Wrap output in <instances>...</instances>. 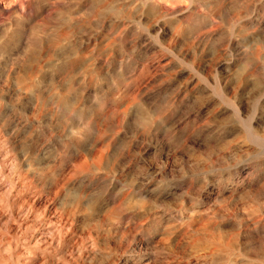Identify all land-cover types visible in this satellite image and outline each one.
<instances>
[{
    "label": "rangeland",
    "instance_id": "obj_1",
    "mask_svg": "<svg viewBox=\"0 0 264 264\" xmlns=\"http://www.w3.org/2000/svg\"><path fill=\"white\" fill-rule=\"evenodd\" d=\"M261 8L238 16L232 45L166 34L178 47L165 51L100 16L79 34L76 71L55 67L65 48L32 68L0 55V264H264Z\"/></svg>",
    "mask_w": 264,
    "mask_h": 264
},
{
    "label": "bare ground",
    "instance_id": "obj_2",
    "mask_svg": "<svg viewBox=\"0 0 264 264\" xmlns=\"http://www.w3.org/2000/svg\"><path fill=\"white\" fill-rule=\"evenodd\" d=\"M229 1L231 0H0V55L5 54L8 50L11 51L12 49H14V51L19 52L22 55L21 59L24 65V63L28 64V62L32 60L38 63L43 56L48 54L51 56L57 49L65 48V50H63L64 52L66 51L68 54L67 60H62L63 62H61L60 64L54 65L55 67L58 66L57 68H59L60 70L72 72L78 67L81 60L85 58V56L82 54L79 34L81 36V33L85 31L86 22H90L91 20L94 21L96 17L100 16H103L105 20L104 22L107 21L106 19L110 18H113L116 22H118V25H115V28L117 29V35L119 37L126 36L129 32H131V30H133H130V28L133 27L135 28L134 30L137 31L139 39L140 37L143 38L145 36H150L151 39H153L154 43L157 44L160 48L163 47L162 40L166 34L172 36L171 38H173V43L181 40L183 42H186L187 45L193 47L198 46L202 43H207L208 41L210 43V40L212 42L213 40L211 39V37L215 32H217L218 34H226L228 45H232L235 43L236 37L238 38L236 34H240L242 33V31H244L236 28L237 24H235V22L238 19V16L242 13H244L245 15L247 14L248 16H251V14H257V11L261 7L259 8V5L257 3L259 2V0H234L231 1L233 2L232 11L229 13L228 16H226L224 12H226L225 10L230 4ZM87 5L91 6V10L89 12H85L87 10H84ZM242 17L244 16H241V18ZM240 20H238V22H241ZM262 24L263 23H261V25ZM119 25L121 27L118 29ZM152 30L156 31L154 35L152 34ZM250 31L251 30H249V32ZM258 38L260 37L258 36ZM171 40H169L170 43H172ZM170 43L168 42V45ZM173 43L170 44L169 47H176L177 44L174 45ZM165 44H167V40ZM150 45L152 46L153 44ZM137 47H139V45ZM169 47H163L164 49L162 48V50L171 49ZM249 49L250 48L247 47V50ZM261 49H263V47ZM262 51L260 49L251 51L252 56L248 60L253 61L251 64H254L256 62L254 66H251V64H249L251 66H249V69H251V71L249 70L251 75L257 74V72L254 71L258 70L257 63L258 59L263 56ZM186 54L187 53H185V55ZM175 56L179 57V55L176 54ZM245 63L249 62L247 61ZM148 64L142 65L141 71L145 70L149 73L151 71V68L153 69V67ZM31 65L28 64V67H31ZM262 66L264 67V56L262 60ZM25 82L26 81H24L22 77H16L17 86L20 85L21 87L26 88L27 86L25 85ZM223 93H221L222 98L226 100L225 95ZM61 101L64 100H62L61 98H57L56 103L60 104ZM227 101L231 102V99L227 98ZM231 105L234 106L235 113L240 115V106L235 104L233 101L231 102ZM107 107L105 106V108H102L101 110L103 117L108 116L109 110ZM71 109L74 111L77 110L75 107H71ZM80 113L82 114V111H80ZM142 118L144 121H151V118L146 115ZM261 132L260 134L264 133ZM260 134H253L252 139L254 140V142H264V135ZM260 221L261 218L255 221L254 229L257 228V224ZM228 246L232 248L233 243H230Z\"/></svg>",
    "mask_w": 264,
    "mask_h": 264
}]
</instances>
